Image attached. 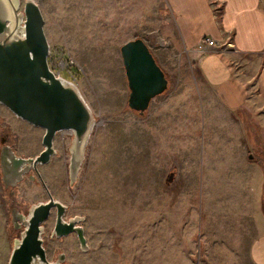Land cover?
Segmentation results:
<instances>
[{
    "label": "rangeland",
    "instance_id": "obj_1",
    "mask_svg": "<svg viewBox=\"0 0 264 264\" xmlns=\"http://www.w3.org/2000/svg\"><path fill=\"white\" fill-rule=\"evenodd\" d=\"M35 1L50 48L73 60L81 73L75 83L98 123L74 183L69 173L72 131L56 134L57 154L39 166L51 194L68 206L66 217H85L89 245L83 252L75 233L52 236L53 210L44 223L48 259L65 253L64 264H254L249 246L257 226L248 194L241 207L234 202L235 188L243 185L233 179L224 130L211 127L207 154L198 151L206 137L202 107L217 103L200 75L198 58L184 51L165 0ZM136 38L149 46L168 79L167 89L143 114L128 106L120 50ZM44 133L0 105V149L4 138L17 154L34 157L43 149ZM201 153L206 178L216 179L210 189H198L203 180L194 176ZM171 173L173 180L167 182ZM47 199L35 172L7 189L0 169V223L10 254L21 233L12 224L11 209L27 214L31 205Z\"/></svg>",
    "mask_w": 264,
    "mask_h": 264
},
{
    "label": "water",
    "instance_id": "obj_2",
    "mask_svg": "<svg viewBox=\"0 0 264 264\" xmlns=\"http://www.w3.org/2000/svg\"><path fill=\"white\" fill-rule=\"evenodd\" d=\"M0 0V105L18 118L45 130L42 151L34 157L16 153L1 139L0 169L5 188H15L32 171L41 179L48 199L34 203L27 214L11 209V221L20 236L13 240L8 264H64L66 255L48 259L44 246V223L56 212L52 236L75 233L83 252L89 250L85 217L67 218L68 206L56 199L42 180L39 166L50 163L57 154L54 139L58 132L72 131L69 173L77 179L91 134L98 124L78 85L50 69V44L44 30V18L35 0ZM121 57L129 87L128 106L143 114L151 101L168 87V79L149 46L141 38L121 46ZM35 178L34 175H30ZM171 173L167 182L173 180Z\"/></svg>",
    "mask_w": 264,
    "mask_h": 264
},
{
    "label": "crops",
    "instance_id": "obj_3",
    "mask_svg": "<svg viewBox=\"0 0 264 264\" xmlns=\"http://www.w3.org/2000/svg\"><path fill=\"white\" fill-rule=\"evenodd\" d=\"M165 3L184 51L198 58L200 75L217 103L215 108L207 107L206 103L202 107L206 137L198 142L202 148L198 151L204 149L207 154L211 127L220 126L224 130V143L231 147L233 179L237 185H243L235 188L234 202L241 207L245 192L248 194L257 226L249 255L254 264H264V0H165ZM206 37L220 44L200 55L197 50ZM204 158L201 153L193 166L197 171L194 176L203 180L198 189H210L216 183L210 175L205 176L201 164ZM205 179L211 182L206 185ZM5 230L0 223V264H6L10 256Z\"/></svg>",
    "mask_w": 264,
    "mask_h": 264
},
{
    "label": "built area",
    "instance_id": "obj_4",
    "mask_svg": "<svg viewBox=\"0 0 264 264\" xmlns=\"http://www.w3.org/2000/svg\"><path fill=\"white\" fill-rule=\"evenodd\" d=\"M219 44L220 41H217L211 37H206L202 41V45L197 51L200 55H203L206 54L211 48L217 47ZM227 45L231 46V44ZM48 62L50 69L55 73V75L65 77L73 82L77 81L76 74L72 70L74 67V62L71 58L65 56L64 51L52 50L50 48ZM64 72L67 73V77L63 75Z\"/></svg>",
    "mask_w": 264,
    "mask_h": 264
},
{
    "label": "trees",
    "instance_id": "obj_5",
    "mask_svg": "<svg viewBox=\"0 0 264 264\" xmlns=\"http://www.w3.org/2000/svg\"><path fill=\"white\" fill-rule=\"evenodd\" d=\"M72 70L75 72V74H76V78H79V77L81 76V73H80V71L78 70V68L73 67Z\"/></svg>",
    "mask_w": 264,
    "mask_h": 264
}]
</instances>
